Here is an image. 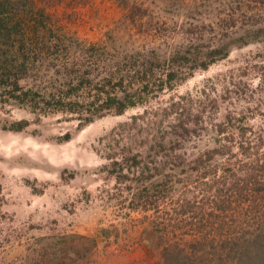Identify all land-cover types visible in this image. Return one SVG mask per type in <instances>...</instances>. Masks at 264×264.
<instances>
[{
	"label": "rangeland",
	"instance_id": "obj_1",
	"mask_svg": "<svg viewBox=\"0 0 264 264\" xmlns=\"http://www.w3.org/2000/svg\"><path fill=\"white\" fill-rule=\"evenodd\" d=\"M17 1L16 11L27 15L23 17L33 30L42 29L37 24L43 21L55 34L103 44L105 55L128 56L103 59L98 70L87 68L92 85L65 97V102L95 100L91 87L103 84V76L118 63L136 61V72L123 69L117 77L124 75L126 84L134 87L145 79L153 82L149 73L137 78L152 61L167 69L154 70L163 86L142 93L141 104L121 114L109 111L90 123L65 109L68 106L35 113L14 102H0V264H36L39 238L96 235L102 228L116 230L118 236L97 244L96 264H164L162 247L169 253L167 246L176 244L192 252L195 246H210L205 247L206 261L212 264H241L242 259L264 264L252 243L246 245L248 254L241 252L264 226V204L246 201L240 212L224 214L231 231L219 235L210 229L219 221L214 213L217 190L203 184L212 179H203L208 170H217L216 178L224 175L225 160L238 170L242 162H251L255 169L262 166L264 0ZM49 31L46 36L55 38ZM222 46L228 55L206 69L199 66L206 51ZM175 56L188 62L174 65L179 71L167 82ZM52 63L44 59L40 72L20 79V85L41 86L45 79L63 82L82 74L70 61L67 69ZM49 91L56 92L51 87ZM227 117L233 125L221 130ZM21 120H27V126L13 130ZM242 141L253 155H243ZM228 151L235 157L227 158ZM234 216H240L237 225L231 222ZM151 220L156 223L148 233L144 228ZM228 234L242 236L233 250L222 244ZM101 238L98 235V241ZM147 238L157 244L154 250L141 243Z\"/></svg>",
	"mask_w": 264,
	"mask_h": 264
},
{
	"label": "trees",
	"instance_id": "obj_2",
	"mask_svg": "<svg viewBox=\"0 0 264 264\" xmlns=\"http://www.w3.org/2000/svg\"><path fill=\"white\" fill-rule=\"evenodd\" d=\"M17 8V0H0V102H14L17 105L29 108L35 113H45L46 108L49 107L63 109L65 106H68V108L65 109L80 113V119L90 123L95 118L102 117L109 111L114 110L116 113L121 114L128 108L141 104L143 102L142 93L144 95L145 93L149 94L153 92L154 90H151V86H163V79L159 77V75L155 76L154 72L156 69H161L163 72L165 71L164 69H167L162 63H155L152 61L150 66L147 68L145 67L144 72H137L138 79H142V77L146 78L148 73L154 76L153 82L146 81L148 79H145V82H141L140 87L130 85L131 82L126 84L124 75L117 78L119 72L123 69H128L129 74H131L132 71L136 72V69H134V67L138 66L136 65V61L128 66L127 64L121 66L118 63L115 69L109 70V74L103 76L105 80L103 84H94V86L91 87L94 88L97 93L95 100L87 102L86 104L81 102H65V97L77 94L80 89L86 87L88 84L92 85L93 81L87 76V73H89L86 71L87 68L90 70H98L99 62L101 63L103 59L128 60V56H123L121 53H116L115 55L108 53L105 55L103 44H98V42H86L70 34H55L52 28L43 21L37 24L38 26L41 25L40 27L42 29L33 30L29 18L28 20L25 19L27 15L22 12H17ZM47 30H50L49 33L53 34L55 38L51 39L49 36L47 37ZM262 32L264 31H261V33ZM226 55H228L226 46L213 48L212 50L209 49L203 54L205 59L201 60L199 66L206 69L210 64L214 63L218 57H225ZM178 57L175 56L171 59L172 63L170 64V68L173 70H167L165 77L167 82L174 80L179 71L173 68L174 65L181 66L184 62H188L186 57ZM49 58L53 62L52 65L58 62L64 69H67V65L70 61L71 64L73 63L79 67L76 68L78 72L82 71V74H76L75 77L66 78L63 82H60V78L57 77H52V79L50 78L48 80L45 79V82H43L41 86L27 87L20 85V79L39 73L42 67V61ZM143 65L147 66V63H143ZM57 71L58 73L61 72L59 70ZM46 78H49V74L46 75ZM155 81H158L159 84H156ZM49 87L53 88L56 92L49 91ZM134 92L139 94L136 95ZM46 93L48 94L46 95ZM101 100L102 102H100ZM228 119L229 121L225 125L222 126L220 124L221 130L225 129L227 126L230 127L233 125L232 121H230L231 117H227V120ZM27 124V120L18 121L14 124L13 130H21L26 127ZM240 149L243 155L247 157L253 155V153H249L251 146L245 144L243 141L240 144ZM216 150L217 149H214L212 152ZM217 152L219 155L223 154L221 150H217ZM206 154L207 157H210L209 153ZM227 154V158L235 157L232 152L228 151ZM211 159L213 160V158ZM258 161L259 160L254 162ZM229 163L230 161L226 160L222 163L224 175L216 178L218 175L217 170L212 173L208 170L206 174H204L205 176H203V179H207L208 176H211L212 179L209 180V182L204 180L203 184L208 185L210 188L215 186L217 190V192H215V197L217 196V207L214 213L219 221L215 222V225L210 229L219 235H224L231 227V225L228 226L223 222L222 216L224 214H228L229 212H240L243 208L239 207L246 201L250 203L249 205L251 206L264 204V159L262 161V166L258 169H255L256 166L251 162H242V170L233 169ZM210 183H212V185ZM226 195L229 197L227 198ZM211 215L214 216L213 212ZM231 222L237 225L241 222L240 216L239 218L234 216ZM261 222H264V218ZM155 223V220H151V222H149L150 225L145 227L144 230L148 233H150V231L152 232ZM200 227L202 229L204 228V226ZM210 229L209 231L211 232ZM229 230L231 231V228ZM255 232L256 230L254 233ZM229 234L225 236V240L222 241V244L227 242L228 245L232 247L231 250H233L232 245L239 243L242 236L240 234L229 236ZM255 234L256 235L252 236V238H249L247 241L248 243L243 246L241 252L243 254H248L249 246L246 245L252 243V245L256 247L252 251H254L258 258L264 259V226L259 227L258 232ZM98 235L102 236L100 241H98ZM113 236H118L116 230L102 228L96 235L68 234L39 238L38 241L41 244V252L38 254V258L35 259V263L96 264L94 256L97 253V244ZM258 239L260 240L258 241ZM209 240L214 242L212 238ZM146 241H141L145 248L149 251L152 249L154 250L157 244L150 238H147ZM167 247L169 248V253L166 251V246L162 247L163 250L160 252L165 261L164 264H212L211 261H206V252L208 249L205 247H210L208 245H204L200 249H197V246H193V252L186 250L184 246H178V244L168 245ZM203 258H205V260ZM239 263L246 264V260L242 259Z\"/></svg>",
	"mask_w": 264,
	"mask_h": 264
}]
</instances>
